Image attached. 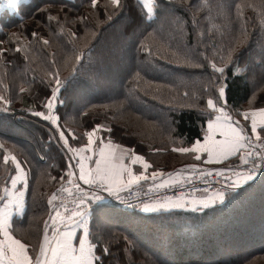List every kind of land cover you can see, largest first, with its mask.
Segmentation results:
<instances>
[{"label":"trees","instance_id":"trees-1","mask_svg":"<svg viewBox=\"0 0 264 264\" xmlns=\"http://www.w3.org/2000/svg\"><path fill=\"white\" fill-rule=\"evenodd\" d=\"M243 2L154 0L155 18L148 20L142 0H122L124 7L107 21L108 0H98L95 9L90 0H26L17 12L0 15V48L7 50L0 57V92L13 101L8 111L0 110V142L22 161L27 159L24 167L30 169L25 212L14 216V234L39 237L51 210L47 198L61 184L60 176L67 180L70 154L61 151L55 140H49L50 122L27 110L46 111L43 104L50 87L42 69H60L64 80L60 99L64 103L56 105L55 114L62 127L74 130L77 140L70 139L73 147L86 143L84 133L102 124L107 127L99 135L105 140L111 138L115 144L134 150L152 165L146 175L154 169L165 174L191 171L186 169L190 164L221 166L204 163L205 157L197 161L191 154L173 148L190 146L202 138L207 119L202 109L209 95L215 98L218 83L227 85V106L233 114L248 107H264V27L258 14L251 8L243 9L251 18L249 39L234 54L223 78L212 73L206 60L198 61L203 68L178 67L169 62L171 57H148L140 45L158 46L159 41L173 49L187 47L209 58L215 56L219 63V55L226 53L237 35L236 5ZM250 2L258 4L259 0ZM50 16L59 17L60 24ZM81 16L87 19L78 21ZM61 24L64 33L60 32ZM67 29L76 32L77 38L70 37ZM33 32L48 39L49 44L33 37ZM150 33L154 37L145 41ZM29 42L31 52L25 59L24 52H16L15 47ZM85 43L88 47H82ZM77 49L84 53V59L75 74H70L64 62ZM237 66L240 72H236ZM136 72L145 81L165 86L156 94L158 98L132 91ZM101 78L108 83L100 84ZM20 87L26 91L21 93ZM230 160L239 164L237 157ZM13 167L9 162L7 168L12 174ZM4 168L0 162V174ZM134 169L143 170L139 164ZM49 174L57 180H50ZM148 182L141 185L152 184ZM107 207L105 215L94 216L91 222L98 254L105 244L109 248L102 257L104 264H264V186L259 184L234 203L204 212L174 208L144 213Z\"/></svg>","mask_w":264,"mask_h":264},{"label":"snow or ice","instance_id":"snow-or-ice-1","mask_svg":"<svg viewBox=\"0 0 264 264\" xmlns=\"http://www.w3.org/2000/svg\"><path fill=\"white\" fill-rule=\"evenodd\" d=\"M91 7L95 9L98 0H90ZM20 0H0V10L6 8H19ZM154 0H142V6L147 9V19L155 18ZM124 7L122 0H108L105 5V19L111 21L114 15H118ZM237 8V35L230 42L224 55H219V63L215 56L209 58L206 53L197 54L187 47L177 46L173 49L157 41L158 46L151 43L141 42L140 50L148 57L159 56L160 59H172L178 67L203 68L199 63L200 59L208 62L212 73L219 74L223 78L226 67L233 63L234 54L247 43L249 39V20L243 11L244 8L253 9L260 17V25L264 27V0L259 3L244 0ZM110 9V11H109ZM60 24L59 17H49ZM86 17H77V20L84 22ZM195 23V21H193ZM3 28L0 26V31ZM183 34L182 27L179 28ZM60 32H65L63 24L60 25ZM70 37L77 38V33L67 29ZM88 33L86 32L85 35ZM16 35V34H11ZM44 45L49 40L38 33L33 32ZM150 33L145 41L154 37ZM202 37L203 33H199ZM31 42L21 47L19 43L15 47L16 52H24V58H29ZM82 47H88L87 43ZM154 47L156 50L154 51ZM6 49L0 48V57L6 53ZM167 53L168 55H163ZM84 59V53L79 49L75 54L65 60V66L70 67V74H75L77 65ZM55 63V60L52 61ZM47 83L50 87V95L46 98L43 107L46 111H35L27 109L36 117L50 122L53 126L49 129V140H55L60 144L61 151L70 154L68 158V170L65 176H60L61 185L51 192L47 198L50 207L48 219L43 222L42 233L39 237L20 236L14 234V216H23L25 212V196L28 190V172L30 169L24 167L27 159L21 160L14 150L0 142V162L5 166L2 179H0V264H104L102 257L109 252L105 244L98 254V243L92 238L91 222L93 217H102L108 211L107 205L115 200L129 208H138L144 213H158L174 208H191L193 211L204 212L214 210L218 206H227L241 197L245 196L257 184L264 186V107H248L244 110H236L233 114L227 106L226 87L224 83L215 85V98L209 95L206 99V106L202 109L207 117L206 128H203L202 138H197L187 147H174L173 151L182 154H191L199 161L205 157L204 163L221 165L220 167L201 168L199 165L190 164L185 170H178L165 174L160 169H154L150 176L146 175L152 165L143 155L137 154L134 150H123L122 146L113 144L111 138L105 141L99 135L101 129L106 125L96 124L84 135L87 142L77 147L70 144L71 140H77L73 129L62 127L59 123V116L55 114L57 104H63L60 93L64 87V80L60 77V69H42ZM236 67V72H240ZM133 80L132 91L138 90L144 96L158 95L164 85H154L151 81H145L139 72H136ZM2 83V81H0ZM170 87V86H168ZM21 93L25 92L20 87ZM208 91V88H205ZM188 93L185 92L184 96ZM12 98L6 97L0 92V110L8 111L12 104ZM243 121L244 123H242ZM111 132V128H107ZM67 133V134H66ZM117 148H121L117 152ZM158 151V149H157ZM237 157L239 164L234 165L230 158ZM75 160L73 165L72 161ZM9 162L14 166L12 174L8 170ZM227 162V163H225ZM141 165L142 171H134V165ZM75 169V170H74ZM198 175L203 178V183L208 187L203 189L199 198H190L184 193L168 197H156L149 200L131 202L129 197L122 195L140 188L141 182L152 181L151 187L162 189L168 186L180 185L183 187L190 183L189 177ZM48 178L56 181V176L49 174ZM159 179V183L157 180ZM83 186H81V183ZM209 188L211 191L209 192ZM194 192L200 189H192ZM67 194V195H64ZM78 231L80 235L77 236ZM125 239H127L125 237Z\"/></svg>","mask_w":264,"mask_h":264},{"label":"built area","instance_id":"built-area-1","mask_svg":"<svg viewBox=\"0 0 264 264\" xmlns=\"http://www.w3.org/2000/svg\"><path fill=\"white\" fill-rule=\"evenodd\" d=\"M39 156L42 160H46V157L43 154H39ZM189 180H190V183H186L183 187H181L180 185H175V186H168V187L162 188V189H154L151 187V184H149V185L141 186L140 188L132 191V193L130 195L128 193H122V195L128 196L129 200L131 202H135V200L137 198H139L140 200H149V199H154L156 197L175 196V195H178L180 193H184L187 196L192 197L195 195L202 194L203 189L205 187H208L207 185H205L202 182L203 178L199 177L198 175H193V176L189 177ZM80 183H81V186H83V183L82 182H80ZM60 185L57 186L56 188H54L52 190V192L55 191L56 189H58L60 187ZM194 188L200 189L201 191L194 192V191H192V189H194ZM210 191H211V188H209V192ZM64 195H67V194H64ZM107 206L116 207L118 209L126 210V211H134V210L138 209V208L126 207L125 205H122L115 200H112Z\"/></svg>","mask_w":264,"mask_h":264},{"label":"rangeland","instance_id":"rangeland-1","mask_svg":"<svg viewBox=\"0 0 264 264\" xmlns=\"http://www.w3.org/2000/svg\"><path fill=\"white\" fill-rule=\"evenodd\" d=\"M95 82H97V81H95ZM100 84H105V83H108V81L107 80H104L103 78H101L99 81H98ZM242 123H244L243 121H241ZM105 141H107V140H105ZM114 143V142H113ZM116 145H119V144H116ZM119 146H122V145H119ZM122 149L123 150H128L126 147H124V146H122ZM121 151V148H117V152H120ZM73 163V165L75 164V160H74V162H72ZM208 168H211V167H208ZM133 169H134V166H133ZM134 171H135V169H134ZM149 182H145L144 184H148ZM202 195V194H201ZM201 195H195V196H193L194 198H199Z\"/></svg>","mask_w":264,"mask_h":264},{"label":"crops","instance_id":"crops-1","mask_svg":"<svg viewBox=\"0 0 264 264\" xmlns=\"http://www.w3.org/2000/svg\"><path fill=\"white\" fill-rule=\"evenodd\" d=\"M22 1H26V0H20V3L22 2ZM17 12V9H9V8H7V6H6V8L5 9H3V10H0V15H2L3 13H5V12ZM113 144H115V143H113ZM116 145V144H115ZM25 198H26V196H25ZM16 215H18V214H16ZM19 216V215H18ZM80 235V232L78 231V233H77V236H79ZM92 238H93V235H92Z\"/></svg>","mask_w":264,"mask_h":264}]
</instances>
